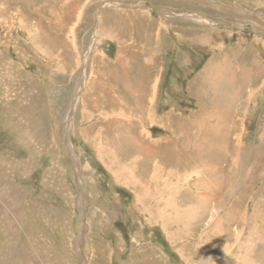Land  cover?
Listing matches in <instances>:
<instances>
[{
  "label": "rangeland",
  "instance_id": "1",
  "mask_svg": "<svg viewBox=\"0 0 264 264\" xmlns=\"http://www.w3.org/2000/svg\"><path fill=\"white\" fill-rule=\"evenodd\" d=\"M21 263H264V0H0Z\"/></svg>",
  "mask_w": 264,
  "mask_h": 264
},
{
  "label": "bare ground",
  "instance_id": "2",
  "mask_svg": "<svg viewBox=\"0 0 264 264\" xmlns=\"http://www.w3.org/2000/svg\"><path fill=\"white\" fill-rule=\"evenodd\" d=\"M69 59V58H68ZM113 75H114V73H113ZM113 78V77H112ZM119 88L121 89V87H120V85H119ZM123 88H124V85H123ZM224 151V150H223ZM199 152V151H198ZM204 150L203 151H201L200 153H199V155H197L196 157H195V155L193 156V158H191V159H188L186 162H184L185 164H190V165H185V168H188L189 166H193V164H191L192 162H194L195 164H196V162H195V160L194 159H198V160H202V154L204 155ZM211 152V151H210ZM123 154H125L126 152L125 151H123L122 152ZM206 153V152H205ZM209 153V152H208ZM115 154L116 155H118V153H116L115 152ZM198 154V153H197ZM210 154V153H209ZM215 154V153H214ZM217 154V153H216ZM119 156V155H118ZM215 156V155H214ZM217 157H218V154L216 155ZM205 158H206V155L204 156ZM115 160H117L115 157H113ZM213 158V157H212ZM107 159H109V158H107ZM230 162V161H229ZM180 164V163H179ZM228 164H231V163H228ZM181 165V164H180ZM187 166V167H186ZM196 166V165H195ZM194 166V167H195ZM175 168V167H174ZM231 168V167H230ZM175 170V169H174ZM183 171V170H182ZM172 174V173H171ZM177 174V173H176ZM145 175V174H144ZM227 175V174H226ZM176 176V175H175ZM174 176V177H175ZM227 176H229L230 177V174H228ZM20 263V262H19ZM22 264V263H21ZM264 264V263H263Z\"/></svg>",
  "mask_w": 264,
  "mask_h": 264
},
{
  "label": "crops",
  "instance_id": "3",
  "mask_svg": "<svg viewBox=\"0 0 264 264\" xmlns=\"http://www.w3.org/2000/svg\"><path fill=\"white\" fill-rule=\"evenodd\" d=\"M145 69H146L147 72H148V69H147V68H145ZM146 70H143V69H142V71H146ZM135 76H139V77H140V75H139L138 73L135 74ZM126 86L128 87V85H124V88H125ZM127 87H126V88H127ZM127 89H128V88H127ZM128 90H129V89H128ZM133 94H134V93H133ZM199 148H200V146H199ZM200 150L203 151V150H205V149H204V148H200ZM164 152L166 153V155L169 156L170 159H172V155H173V154H172L171 152L168 153V152L165 151V150H164ZM179 155H180V154H179ZM204 156H205V154H204V155L202 154V160H203V161L207 160ZM187 160H188V159H185V157L182 158V156H180L179 162H180V164H182L183 162H186ZM201 164H202V163H201Z\"/></svg>",
  "mask_w": 264,
  "mask_h": 264
}]
</instances>
